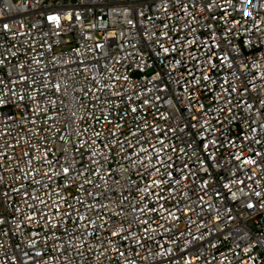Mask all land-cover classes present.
<instances>
[{
  "label": "built area",
  "instance_id": "built-area-1",
  "mask_svg": "<svg viewBox=\"0 0 264 264\" xmlns=\"http://www.w3.org/2000/svg\"><path fill=\"white\" fill-rule=\"evenodd\" d=\"M0 264H264V0H0Z\"/></svg>",
  "mask_w": 264,
  "mask_h": 264
},
{
  "label": "snow or ice",
  "instance_id": "snow-or-ice-1",
  "mask_svg": "<svg viewBox=\"0 0 264 264\" xmlns=\"http://www.w3.org/2000/svg\"><path fill=\"white\" fill-rule=\"evenodd\" d=\"M65 171H67V170H65Z\"/></svg>",
  "mask_w": 264,
  "mask_h": 264
}]
</instances>
